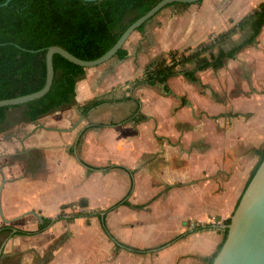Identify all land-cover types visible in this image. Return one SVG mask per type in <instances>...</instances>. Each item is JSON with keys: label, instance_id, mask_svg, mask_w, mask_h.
I'll use <instances>...</instances> for the list:
<instances>
[{"label": "crops", "instance_id": "0c3cea01", "mask_svg": "<svg viewBox=\"0 0 264 264\" xmlns=\"http://www.w3.org/2000/svg\"><path fill=\"white\" fill-rule=\"evenodd\" d=\"M262 3L167 6L131 35L126 59L86 69L75 105L37 124L22 115L0 132V229L9 228L0 231V264H209L264 147V26L255 45L197 81L178 74L167 91L136 80ZM249 33L248 25L226 44ZM94 99L101 103L81 116ZM44 218L54 220L44 231L16 234Z\"/></svg>", "mask_w": 264, "mask_h": 264}, {"label": "trees", "instance_id": "16d2710c", "mask_svg": "<svg viewBox=\"0 0 264 264\" xmlns=\"http://www.w3.org/2000/svg\"><path fill=\"white\" fill-rule=\"evenodd\" d=\"M5 1L0 0V5ZM159 1L161 0H100L95 2L11 0L8 5L0 6V100L31 94L45 86L46 52L49 47L58 45L78 58L95 60L104 55L133 22L146 14ZM178 5L188 6L190 4ZM145 25H142L137 31H142ZM248 25L250 26L249 35L233 47L225 48V44L230 38ZM263 26L264 3L244 17L237 25L218 35L210 43L200 46L199 49L181 53L170 51L167 58L150 68L146 75L136 82L139 84L146 82L150 85L165 84V89L169 91L166 82L175 75L183 74L187 79L193 82L197 81L198 71L207 68L219 69L228 59L235 58L245 47L255 45ZM215 47L218 48L217 55L212 53V49ZM207 52L210 53V58L205 56ZM116 57L121 61L126 59L128 50L125 47L121 48ZM192 62L196 65L193 70H178L180 65ZM53 63L55 71L53 84L43 97L19 106L0 107V132L20 122V120L12 122L8 119V112L12 108H23L22 120L35 121L57 110L75 105L76 85L85 76L86 68L70 62L59 54L54 55ZM99 103L101 100L94 99L80 106L82 113H88ZM258 154L259 162L244 191L264 160V147L258 151ZM118 205L111 208H116ZM60 218H62V214L58 217V219ZM53 222L52 219L44 218L36 231L19 229L16 234L34 235L44 231ZM102 223L108 236L116 241L104 221ZM229 223L230 218L225 221V224ZM211 227V225H199L194 230L200 231ZM6 230L9 228L0 229V231ZM226 235L227 230H223V240L209 264H212Z\"/></svg>", "mask_w": 264, "mask_h": 264}, {"label": "water", "instance_id": "95a60500", "mask_svg": "<svg viewBox=\"0 0 264 264\" xmlns=\"http://www.w3.org/2000/svg\"><path fill=\"white\" fill-rule=\"evenodd\" d=\"M11 0H6L0 6H6ZM95 2L100 0H84ZM202 0H161L146 14L133 22L120 36L118 41L101 57L95 60H83L70 53L65 48L54 45L46 52L47 76L45 86L34 93L16 98L0 100V107H14L26 104L43 97L51 88L54 80L55 54L63 56L70 62L86 69L100 66L116 59L117 52L125 47L131 35L142 25L147 24L162 9L172 4H194ZM118 61H121L118 59ZM83 116V113H80ZM39 120L31 123L37 124ZM227 230L226 238L213 259L212 264H264V160L252 177L240 202L230 217L229 224L221 226Z\"/></svg>", "mask_w": 264, "mask_h": 264}, {"label": "rangeland", "instance_id": "374dc122", "mask_svg": "<svg viewBox=\"0 0 264 264\" xmlns=\"http://www.w3.org/2000/svg\"><path fill=\"white\" fill-rule=\"evenodd\" d=\"M247 33H248V31H245L244 32V36H246L247 35ZM237 43V42H236ZM232 44H235L233 41L230 43H228V44H226V48L228 49ZM216 50H217V48H214L213 49V51H215L216 52ZM181 67V66H180ZM138 73V71L137 72H134V73H132V74H130V76H133V75H135V74H137ZM227 97V96H226ZM238 105H239V103H238ZM237 108H238V106H237ZM12 111H14V112H12L11 113V115H10V117H12V120H17V119H21L22 118V115H23V111H22V108L20 107V108H17V109H15V110H12ZM76 208H79V206H77ZM225 224V223H224ZM224 230V229H223Z\"/></svg>", "mask_w": 264, "mask_h": 264}, {"label": "built area", "instance_id": "2783aa9c", "mask_svg": "<svg viewBox=\"0 0 264 264\" xmlns=\"http://www.w3.org/2000/svg\"><path fill=\"white\" fill-rule=\"evenodd\" d=\"M77 207V206H76Z\"/></svg>", "mask_w": 264, "mask_h": 264}]
</instances>
